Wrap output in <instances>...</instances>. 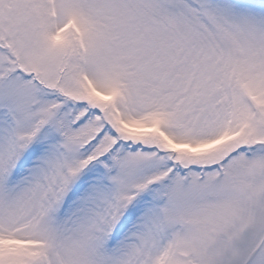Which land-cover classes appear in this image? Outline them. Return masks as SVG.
Instances as JSON below:
<instances>
[{
  "label": "snow or ice",
  "instance_id": "6c2138e0",
  "mask_svg": "<svg viewBox=\"0 0 264 264\" xmlns=\"http://www.w3.org/2000/svg\"><path fill=\"white\" fill-rule=\"evenodd\" d=\"M0 264H264V0H0Z\"/></svg>",
  "mask_w": 264,
  "mask_h": 264
}]
</instances>
